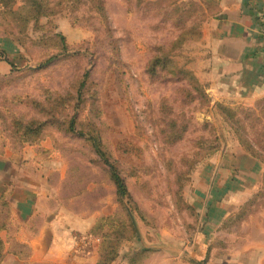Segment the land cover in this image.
Segmentation results:
<instances>
[{
	"label": "rangeland",
	"instance_id": "1",
	"mask_svg": "<svg viewBox=\"0 0 264 264\" xmlns=\"http://www.w3.org/2000/svg\"><path fill=\"white\" fill-rule=\"evenodd\" d=\"M41 1L51 13L27 26L15 13L24 15L25 6L13 10L6 0L0 12V30L11 39L3 52L15 67L0 74L9 80L0 106L65 94L83 75L95 85V126L126 196L79 136L64 137L72 149L42 155L69 173L63 198L87 183L69 208L84 209L93 195L89 207L113 210L89 230L99 248L108 223L117 227L112 233L130 223L134 234H123L117 257L127 264H264V19L255 20L254 39L248 33L243 41H214L210 34L204 41L203 23L218 11L202 1ZM226 41L233 49L216 48ZM12 43L21 50L9 56ZM155 56L172 63L149 74ZM171 68L187 74L172 77ZM21 109L35 114L30 105ZM76 117L86 121L89 112ZM79 233L76 240H89Z\"/></svg>",
	"mask_w": 264,
	"mask_h": 264
},
{
	"label": "crops",
	"instance_id": "2",
	"mask_svg": "<svg viewBox=\"0 0 264 264\" xmlns=\"http://www.w3.org/2000/svg\"><path fill=\"white\" fill-rule=\"evenodd\" d=\"M197 1L212 5L218 11L216 15L210 16L203 23L206 26L203 28L204 41L208 40L210 34L214 41L219 40L216 36L221 35L222 40L229 42L243 41L244 38L247 39L248 33H251L252 39L258 35L255 20L264 19V0ZM22 6H24V0H14L13 8L10 6L9 8L18 10ZM228 41L223 42L227 45H221V42L216 44V48L224 46L228 51L233 49L231 44L227 43ZM10 42L11 39L0 30V52L6 53ZM11 47L13 51L7 52L9 56L14 55V51L21 50L13 43ZM241 57L244 56L239 55L235 62H239ZM223 60L227 63L231 61L226 57ZM9 69L6 63L0 62V74L9 72ZM228 73L232 72L228 71ZM51 152H53V146L49 140L43 141L37 147L25 145L19 154L6 147L0 152V198L5 197L12 208L13 220L17 226L13 241L7 243L6 248L7 250L15 249L17 243L25 244L30 253L27 260H21L17 255L12 256V263L96 264L100 239L98 237L94 239L89 235V230L99 217L110 215L113 210L109 205L101 208L89 207L91 201L95 203L93 195H90L91 201L85 200L84 209L80 208L81 210L75 212L69 208L67 201L82 195L83 191L85 193L87 183L83 191L63 198L59 189L69 173L53 167L54 162L44 161L47 156L42 154ZM87 187L88 185L86 189ZM79 232L90 236L89 240H76L75 235H80ZM7 237L6 231H0V238L3 241L6 242ZM129 245V243L122 245L120 251L122 256L126 254ZM115 264H127V261L120 258Z\"/></svg>",
	"mask_w": 264,
	"mask_h": 264
},
{
	"label": "trees",
	"instance_id": "3",
	"mask_svg": "<svg viewBox=\"0 0 264 264\" xmlns=\"http://www.w3.org/2000/svg\"><path fill=\"white\" fill-rule=\"evenodd\" d=\"M94 3L95 0H86ZM101 3V0H96ZM6 0H2L3 6ZM62 2H72L78 4L81 0H60ZM14 3L11 0V5ZM26 13L22 15L20 10L17 12L20 25L27 26L28 23H37L41 17H47L51 12L44 10V3L41 0H24ZM20 14V15H19ZM6 29V27H5ZM6 32L7 29H6ZM18 34H21L20 28ZM183 42V37H179L171 46L174 48ZM65 48V47H64ZM64 48H61L64 51ZM7 60L6 55L0 52V62L9 66V73L14 70V64ZM172 63L166 57L155 56L147 71L154 74L158 67L165 68ZM169 73L172 77L183 72L181 68H171ZM7 76L0 77V89L3 85L8 84ZM196 88V87H195ZM198 89V88H197ZM16 104V107L13 106ZM21 104H27L35 110V114H25L21 109ZM85 109L89 112V118L86 121L78 120L76 114ZM0 152L3 148H9L14 153H20L25 145L38 146L41 142L49 139L52 142L54 150L63 151L71 148L64 142V137H74L84 139L85 144L90 150L96 152L109 168L115 183L117 184L119 195L126 196V190L123 180L120 179L116 171V162L110 160V155L103 146L99 130L95 126V85L83 75L76 79L65 94L47 93L43 101H37L27 98L25 101L20 97L4 99V104L0 106ZM170 127L174 129L175 124L171 123ZM173 133V132H172ZM181 138L179 135L173 136L170 142H176ZM12 208L5 201V197L0 198V231L8 233L7 241L0 238V264H13L12 256L17 255L21 260H27L30 256L29 248L25 244L17 243L14 248L7 250L6 244L13 241V234L17 226L13 220ZM111 230L109 234L104 235L103 244L98 251V260L96 264H115L118 257V248L121 245L126 233V237L134 234L135 229L132 224L128 227L124 224L122 230L112 233L116 228L108 223ZM112 233V234H111ZM111 234V235H110Z\"/></svg>",
	"mask_w": 264,
	"mask_h": 264
},
{
	"label": "built area",
	"instance_id": "4",
	"mask_svg": "<svg viewBox=\"0 0 264 264\" xmlns=\"http://www.w3.org/2000/svg\"><path fill=\"white\" fill-rule=\"evenodd\" d=\"M2 9H3V3H2V0H0V12Z\"/></svg>",
	"mask_w": 264,
	"mask_h": 264
}]
</instances>
